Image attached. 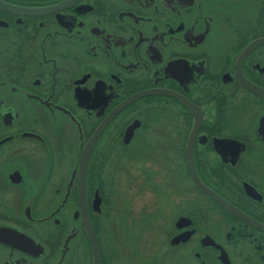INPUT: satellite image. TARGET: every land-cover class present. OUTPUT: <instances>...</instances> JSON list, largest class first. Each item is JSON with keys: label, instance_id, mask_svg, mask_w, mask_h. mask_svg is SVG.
Here are the masks:
<instances>
[{"label": "flooded vegetation", "instance_id": "af4514ba", "mask_svg": "<svg viewBox=\"0 0 264 264\" xmlns=\"http://www.w3.org/2000/svg\"><path fill=\"white\" fill-rule=\"evenodd\" d=\"M262 37L264 0H0V264H92L85 218L98 264H264Z\"/></svg>", "mask_w": 264, "mask_h": 264}, {"label": "rangeland", "instance_id": "374dc122", "mask_svg": "<svg viewBox=\"0 0 264 264\" xmlns=\"http://www.w3.org/2000/svg\"><path fill=\"white\" fill-rule=\"evenodd\" d=\"M125 226H123L124 228ZM110 234V231L108 230L107 231V238H106V241L104 242L103 244V247L101 248L102 251H103V255L104 259H108L109 260V257H110V242H109V236ZM125 236H128V231L124 232V239L122 240V238L119 240V241H116L113 239V245L114 246V249L116 250V253H115V260L117 263L115 264H134V255H140L139 254V251L141 252V250H139L138 248H133L131 247V244H130V241L128 239V237H125ZM151 249V252L153 250H156L155 248H150ZM149 256V255H148ZM147 256V257H148ZM114 264V263H112Z\"/></svg>", "mask_w": 264, "mask_h": 264}, {"label": "water", "instance_id": "95a60500", "mask_svg": "<svg viewBox=\"0 0 264 264\" xmlns=\"http://www.w3.org/2000/svg\"><path fill=\"white\" fill-rule=\"evenodd\" d=\"M264 41V37L263 38H260L258 39L257 41L254 42V45L257 44L258 42H262ZM255 90H258L260 92V89H255ZM261 93V92H260ZM92 142V141H91ZM89 145H87V148L86 150L88 149ZM86 153V152H85ZM85 153L83 154V157H82V163L84 162L83 158H84V155ZM80 196H81V192H80ZM85 226H86V229H87V233L89 235V238H90V241H91V245H92V251H93V256H94V260H93V264H97V249H96V245L94 243V239H93V235H92V230H91V227L87 221V218H85Z\"/></svg>", "mask_w": 264, "mask_h": 264}]
</instances>
